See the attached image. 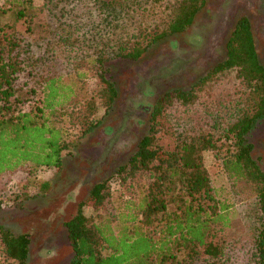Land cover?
I'll return each instance as SVG.
<instances>
[{
    "label": "trees",
    "instance_id": "16d2710c",
    "mask_svg": "<svg viewBox=\"0 0 264 264\" xmlns=\"http://www.w3.org/2000/svg\"><path fill=\"white\" fill-rule=\"evenodd\" d=\"M204 1L0 2V178L60 169L100 124L98 106L113 108L117 68L185 32ZM92 76L97 91L82 94ZM263 119L264 66L242 17L224 57L155 101L134 151L62 223L68 264H264V169L250 140ZM207 151L251 187L257 228L248 237L233 235L235 210L212 187ZM113 179L126 193L118 213ZM87 207L104 213L89 218ZM30 243L0 225V264H27Z\"/></svg>",
    "mask_w": 264,
    "mask_h": 264
},
{
    "label": "rangeland",
    "instance_id": "374dc122",
    "mask_svg": "<svg viewBox=\"0 0 264 264\" xmlns=\"http://www.w3.org/2000/svg\"><path fill=\"white\" fill-rule=\"evenodd\" d=\"M242 17L250 22L264 66V0H205L185 32L156 44L139 61L117 68L113 108L106 111L98 106L95 118L100 124L76 149L64 154L60 169L43 167L31 176L17 173L10 179L0 178V225L30 236L27 264H68L70 250L62 223L88 197L93 184L111 175L134 151L155 101L171 88L192 84L224 57L226 40ZM97 89L92 76L82 94H94ZM250 140L254 157L264 169V119ZM219 162L214 153L204 152L212 187L235 210L233 235L248 237L257 228L251 187L232 180ZM44 182L49 184L45 191ZM110 190V208L118 213L126 193L117 179L111 180ZM100 213L104 212L84 208L85 216L95 220Z\"/></svg>",
    "mask_w": 264,
    "mask_h": 264
}]
</instances>
